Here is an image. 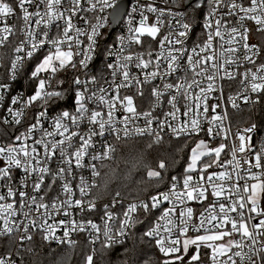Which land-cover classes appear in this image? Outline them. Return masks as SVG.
<instances>
[{
    "label": "snow or ice",
    "instance_id": "snow-or-ice-1",
    "mask_svg": "<svg viewBox=\"0 0 264 264\" xmlns=\"http://www.w3.org/2000/svg\"><path fill=\"white\" fill-rule=\"evenodd\" d=\"M114 2L115 0H0V47L5 46L17 34L16 26L9 24V19L15 16L23 22L20 27L22 36L13 49L14 58L9 70L12 79H15V74L21 69L25 54L31 58L41 48H49L48 54L31 73V77L38 80L35 92L26 100L13 97L7 109L11 120L5 117L0 123L18 126L23 122L28 108L41 101L46 105L53 98L62 96V92L52 88L55 74L68 68H88L92 59L90 53L94 51L96 37L101 34L99 29L104 27L106 19L98 13L111 8ZM171 2L172 0H166V3ZM207 4L209 11L204 25L206 39L202 44L198 43L191 50L184 47L190 25L182 24L178 19L176 27L179 30L172 31L170 26L169 34L160 39L161 54L165 51L167 53L164 56L167 68L163 72L160 70L161 55H156L153 61L154 53L151 50L147 53L133 52L132 46H142V38L145 36L153 40L158 37L162 21L158 17L157 24L148 25L147 13L164 15L167 12L172 15L174 10L170 7L158 8L154 2L138 5L127 21L128 35L118 38V47L109 48V56L114 55L113 62L107 64L111 80L104 79L100 83L96 76L81 79L77 75L73 80L77 88L74 112L65 110L59 113L52 118L49 128H46L45 107L34 116L33 122L27 125L24 132L11 137V143L0 145V161L4 162V166L0 167V238L15 236L17 245L16 257L9 251L7 255L0 256V264H17V259L22 264L20 253L34 251L31 247H24L26 243L33 242L34 235H42L46 242L73 244L74 241L70 239L73 232H88L93 245L103 236V247L110 248L127 239L129 230L136 223L135 214L140 210L150 214L160 209L162 202H168L171 207L162 211L154 226L142 234V239L154 240L158 250L166 257L164 264H185V260L187 264H201L202 247L211 250V264H264V207L261 206L264 201V147L247 158L249 153H253L251 134L256 129L255 124L237 131L230 148L231 158L224 162L220 158L228 148L226 143L209 148L201 140L191 149L189 162L184 169L182 189L179 187V178L172 176L168 191H157L146 199L129 203L123 210V218L119 220V228L115 231L113 225L117 216L110 211V207L123 205L119 192L112 198L111 205H104L102 228L93 220L77 223L73 219L68 222L70 227L65 226L63 237H56V227L48 222L54 213L60 211L68 216L71 208H78L81 212H91L97 208L95 197L85 202V197L98 186L96 178L100 173L92 162L111 159L115 149L111 145H105L100 153L91 155V162L86 165L85 158L89 156V149L94 147V138L114 132L116 138L120 139L122 131L124 138L153 135L155 142L159 143L165 129H169L177 139L199 135L205 131L203 124L207 117H201L209 111L206 102L211 93L223 91V85L218 82L225 80L240 81V90L228 98L234 111H242L241 104L260 103V97L264 95V63L258 61L264 56V46L249 41L253 26L255 32L264 33V0H207ZM137 11L140 16L138 23L134 15ZM88 13L93 14L95 23L89 19ZM74 19L82 20L88 25V29L76 27ZM41 25L44 28L38 31ZM53 25L57 29L55 37L47 30ZM81 35L87 36L89 41L83 51L78 39ZM82 54L84 58L77 65L75 57ZM184 56H187V61L183 71L185 74L192 73L191 80L185 76L176 83L153 86V108L140 113L132 95L120 96L121 89L136 88V94L143 97V86L158 78L165 81L177 73L182 68L181 58ZM150 66L154 70L145 71ZM132 68L143 73V79L134 75ZM241 68L242 72L239 71ZM41 73L51 75L46 81L40 78ZM9 88V84L0 82V99ZM194 89H199L195 95ZM112 92L115 95H109ZM253 95L256 99H253ZM166 96L172 111L165 114L163 120H159L154 112ZM181 96L186 101L184 120L177 123L176 117L180 111L177 105ZM17 104L20 105L19 108L16 107ZM102 106L107 107L106 114L100 110ZM118 108L126 113L120 121L114 116ZM217 109H221L220 104L211 106L213 115L207 121L206 135L213 140L220 137L227 141L232 136L228 111L226 108L221 111ZM141 118L145 127L134 126L135 121ZM117 123L123 124V129H118ZM154 123L159 126L157 129L153 128ZM82 125L87 126L86 132L81 131ZM204 157H208L210 162L203 163ZM53 160L58 163L55 172L50 167ZM201 164L203 167H200ZM73 166L78 169L87 166L91 172V183L81 176L77 185L80 199L73 198V189L68 180V176L73 174ZM167 167L166 162L160 160L157 168L148 169V179L163 182L162 173L167 171ZM212 167L222 170L209 173L208 169ZM16 169L24 174L19 183L13 177ZM195 172L200 173L199 179H194L192 173ZM49 176V191L58 181L62 182V192L66 199L60 201L59 205V197L49 204L44 194L45 181ZM29 183L31 193L27 191ZM209 194L213 197V202L200 214L199 223H195L194 210L187 204L192 201L203 203ZM59 223L65 225V221ZM190 230L197 234L189 237ZM201 231L203 234H200ZM173 236L176 238L173 239ZM180 237H184L182 246ZM193 247L195 252L190 253L189 250ZM86 264H94L93 255L86 257Z\"/></svg>",
    "mask_w": 264,
    "mask_h": 264
},
{
    "label": "built area",
    "instance_id": "built-area-1",
    "mask_svg": "<svg viewBox=\"0 0 264 264\" xmlns=\"http://www.w3.org/2000/svg\"><path fill=\"white\" fill-rule=\"evenodd\" d=\"M120 1L121 0H115V2L113 3V6L111 8L105 9V11L103 13H98L100 15H103L106 19L104 21V27L99 29V32L101 34L96 37V46L94 48V51L92 53H90V55L92 56V59L89 61L88 68L86 70H82L79 67L75 70L72 68H68L66 70L58 71L55 74V78L52 81V88L62 92V95L64 94L65 97L63 99H61V97H57L59 99L53 98L52 100L48 101V103L46 105L44 104L43 101H41V102H38L37 104H35L34 106L28 108L26 111V115L24 117L23 122L18 126L17 125L6 126V125L0 123V126L3 127L2 129H0V145H6L7 143H11V137L14 135L20 134L21 132H24L27 125L33 122L34 116L38 112L44 110L45 107L47 108V117L45 120V127L46 128H49L51 121H52V118L57 116L59 113L65 111V110L69 111V112H74L75 108H76L75 93H76L77 88L73 84V80L75 79V77L77 75H79L81 79H84L86 76L87 77L96 76L98 78V80L100 81V83H103L104 79H108L109 81L111 80L110 71L107 69V64L113 62L114 55L109 56V54H108L109 48L110 47H113V48L118 47L119 46L118 38L122 35L123 36L128 35V33H127V21L129 19L130 14H133V9L137 8L138 5H143V4L148 3V2H154L158 8L170 7L174 10L172 15L167 14V12L164 15H159L158 13H147L149 18L146 21V23L148 25L157 24L158 23V17H159V21H162V24L159 25L160 26V32L158 34V37L156 40H153L151 37L145 36L142 38L143 39V45L142 46H139V45H133L132 46L133 52L147 53L149 50H151L154 53V55L152 57L153 61H155L156 55H161V69L160 70L162 72L165 71L167 68V64L164 61V56H166L167 53L165 51V52H163V54H161V47H160L159 41L164 36L169 34L170 26H171L172 31L179 30L176 27V20L177 19L182 24L186 23V24L190 25V30L188 32V36L184 40V47L186 49L191 50L198 43L202 44L204 42V40L206 39L204 25H205V17L209 11L207 0H204L203 3L199 7L186 6V0H172L171 3H166V0H128L129 2L125 8V11H124L122 18L119 20L117 26L113 30L110 31L111 13H112L113 9L115 8V6L120 3ZM200 12L202 13L201 17H198V14ZM176 13H179V15H176ZM87 15H88L89 19H91L92 22L95 23V19L93 17V14L88 13ZM134 15H135V20L138 23L140 20L139 11H137ZM8 22H9V24L16 26L17 34L12 36L10 38V41L5 46L0 47V82H3V83L10 85V88L2 94L3 98L0 99V120H3L5 117H7L9 120H11V117L8 116L7 109L10 106L11 100L13 97H22L23 99L26 100L29 96H31L35 92L36 86L38 84V80L33 79L31 77V73H32V71L35 70V67L37 66V64L43 59V57L45 55L48 54V51H49V48L46 46V47L41 48L31 58H28L25 54L22 57L23 58V65H22L21 69L15 74V79H12L9 70H10L11 60L14 58L13 49L18 44L19 39L22 36V34L20 33V27L22 26L23 22L15 16L11 17ZM59 23L63 24V21H60ZM73 24L82 30L88 29V25L83 23V21L80 19H74ZM43 28H44V26L41 25L37 30L41 31V30H43ZM47 30L49 31L51 36L55 37L57 35V29H56L55 25L49 27ZM256 33L257 32H255V29L253 26V34H252L251 39L249 41L252 44H258L255 40V37H254V35ZM73 35H75V33H73ZM78 39L81 41V51H83V49L87 48V45L89 43L87 36L81 35L78 37ZM242 55H243V52H241V57H242ZM83 58H84L83 54L75 57L77 65L79 64V60H81ZM145 59H148V57L145 56ZM186 61H187V56L182 57L181 58V66H182L181 70H179L174 75L169 76L167 80L162 81L161 79L158 78V79L152 81L151 83L145 84L143 86V91H144L143 97L136 94L137 93L136 88L121 89L120 90V96L123 97L124 95H132L134 97V104L137 108V111L140 113L153 108L154 102H153V98L151 96V89L153 86L160 85L162 83H176V82H178L179 79L184 78L185 76L187 77V79L189 81L191 80L192 73L188 72L187 74H185V72L183 71V67H186ZM153 70H154V67L150 66L149 69H146L145 71L150 72ZM239 71L242 72L243 68L239 69ZM66 72H69V76H70V78L68 79L69 83H67L68 81H66V82L62 81V83H60L61 80L58 79V77L64 73H66ZM132 72L134 75H139L140 78L143 79V73H141L138 69L132 68ZM50 75H51L50 73H43V74L41 73L40 78L45 79L47 81ZM218 83H221L223 85V91L221 92V91L217 90L216 92H213L210 94V98L206 102L208 107H209V111L207 113H204L203 116L201 117V119H204V117H207V119H204V124H203L205 131L201 132L199 135H193V136L188 137V138H195L197 140H203V141L210 143L212 145H219L222 142L226 143L228 145V148L225 150L224 153H222L221 158H220L221 162H224V161L231 158L230 157V148L234 142L235 134L237 133V131L241 130L243 128L251 127L253 124H255L256 129L251 134V136H252L251 144L253 147V153H249V155L247 157V158H250L254 154L255 151H259L261 149V147H264V129H261L260 127H258L255 122L248 123V124H240V123L239 124H232L230 113H231V111H234V110L231 108V105L229 103L228 98L230 96H234L240 90V81H239V79H237L235 81L225 80V81L218 82ZM65 86H67V88ZM67 91H69V97L66 96ZM198 91H199V89H194L193 95L198 93ZM109 95H115V93L112 92ZM167 98H168L167 96L162 98L160 106L155 109L154 116L159 120H163L165 118V114L172 111L171 106L167 103ZM253 99H256L255 95H253ZM60 100H62L63 103H60ZM185 103H186L185 99L181 96L180 99L178 100V105H177L178 108L180 109V111L177 113V117H176L177 123L182 122L184 120L183 111L185 110ZM214 104H220L221 105V109H217V111H221L222 109H225V108L228 111L232 136L227 141L222 140V138H220V137L213 140V139H210L206 135V129L208 127L207 121L210 120L212 115H213V112L211 111V106ZM244 106H246V105L241 104V108ZM16 107L19 108L20 105L17 104ZM91 107L95 108L96 105H91ZM100 110H102L105 114L107 113V107L106 106H102V108ZM125 115H126V113L123 112L122 108H118V110L114 113L115 119L117 121L122 120ZM127 115H130V114H127ZM169 120L171 121V117H169ZM134 126L145 127L144 120L142 118L139 120H136L134 123ZM116 127L118 129H123L124 126H123V124L117 123ZM158 127L159 126L156 123L153 124L154 129H157ZM86 130H87V126L82 125L81 131L86 132ZM120 136H121V138L117 139L116 134L113 132V133H107L103 137L94 138V147L89 149V156L85 158L86 165L88 162H91V155L100 153L103 150L105 145H111L115 149L116 143L120 140L139 138V136L131 137V138H124L122 131L120 133ZM142 137L148 138V139L155 142L153 135H144ZM166 138L177 139V138L172 136L169 129H165L161 134V140L166 139ZM57 139H59V137H57ZM235 142L238 143V141H235ZM76 143H77V145L79 144L78 139H77ZM114 153H115V151L112 153L111 159L113 158ZM58 156H59V154H57V159H58ZM108 160H110V159H108ZM108 160H104L102 162L94 161L92 163L96 164L97 169L99 171L101 165ZM2 166H4V162L0 161V167H2ZM50 167H51L53 172L57 171V168H58L57 160H53L50 164ZM221 170H222L221 168L212 167V168L208 169V172L209 173L219 172ZM23 175H24L23 172L18 170V169L14 170V172H13L14 180L17 183H19V181L21 180ZM192 175H193L194 179H199L200 173L195 172V173H192ZM81 176H83L86 180H88L89 183L92 182L91 172L87 168V166L83 169H78V168H75V166H73V174L68 176V180H69V182L72 186V189H73V198L74 199H80L81 198L79 195L78 187H77V185L80 182ZM183 177H184V175L182 177H179V180H180L179 187L181 189L183 186L182 185ZM96 182H97V178H96ZM50 183H51V177L49 176L46 178L45 186H44V194H46V196H47V202L49 204H51L54 198L59 197V200L57 201V204L59 205L60 201H63L66 199L65 194L62 192V182L58 181L51 188V191H49L48 186L50 185ZM170 183L167 186H165L161 189H158L156 191H153L147 195H144V196H141L138 198L127 199V200L122 199L123 205L117 204L115 208L110 207V211L115 213V215L117 216V220L114 222V225H113V230L115 231L116 229L119 228V220L123 218V216H122L123 210L127 207V205L129 203L134 202L136 200L146 199L148 196H150L152 194H156L157 191H159V192L168 191V189L170 187ZM27 191L29 193H31V183H29V187L27 188ZM93 197H95L97 199V208L91 212H89V211L81 212L78 208H71V209H69L70 215H68V216L64 215L63 211H60L58 213H54L53 217L51 219H49L48 222L50 224H53L56 227V232H55L56 237H63V232H64L65 226L67 225L68 227H70V224L68 222L73 220V219L76 220L77 223H79L81 221L93 220L95 223L100 225L102 228L103 222H102L101 217L104 214V205L105 204L111 205L112 199L101 200V199L97 198L95 195H93V190H92L90 195L88 197H85V202H87V200L92 199ZM212 202H213V197L210 194L208 196V199L203 201V203H198L195 201L188 202L187 206L192 207L194 210V222L195 223H199L198 218H199L200 214L202 212H204L205 209ZM261 206L264 207V201H262ZM168 207H171V205L168 202H162L160 209L155 210L150 214H145L143 212V210H140L137 214H135L136 215V222L139 219L141 220V218L144 219L145 217H147V218H149L148 221L149 222L151 221V224L149 226V228H151L152 226H154L157 218L162 213V211ZM142 213H144V214L141 217ZM60 221H65V225H61L59 223ZM133 229H134V227L129 230V235H128L127 239L130 237ZM196 234L197 233H195L191 230L188 232L189 237L196 235ZM200 234H203V231H201ZM16 235L18 236V234H16ZM79 235L83 236L89 243H91L88 232H73L71 234L70 239L75 242V239ZM38 236L42 239V241H44L42 235H38ZM172 238L175 239L176 236H173ZM182 238H184V237H180L181 246H182ZM152 241L154 242V240H152ZM44 242H46V241H44ZM103 242H104V238H103V236H101L100 239L95 244H97V243L103 244ZM46 243H50L53 245H71L68 243H59L58 241H52V242H46ZM117 244H120V243H117ZM154 244H155V242H154ZM114 245H116V244H114ZM156 248H157V246H156ZM194 249H195L194 247L190 248V250H189L190 253H193ZM210 252L211 251L209 249L201 248V264H211V261L209 260ZM185 264H187V260H185Z\"/></svg>",
    "mask_w": 264,
    "mask_h": 264
},
{
    "label": "trees",
    "instance_id": "trees-1",
    "mask_svg": "<svg viewBox=\"0 0 264 264\" xmlns=\"http://www.w3.org/2000/svg\"><path fill=\"white\" fill-rule=\"evenodd\" d=\"M201 14L200 12L198 17H201ZM254 37L258 44L264 46V33H256ZM258 62L264 63V56H261ZM69 78V72L58 77L63 82ZM66 96L69 97V91ZM60 97L63 99L65 95ZM60 103L63 101L60 100ZM230 115L232 124L255 122L258 127L264 129V95L260 97V103L246 105L242 107V111H231ZM2 128L0 126V129ZM195 142V138L188 137L166 138L159 143L144 137L118 141L113 158L104 162L99 169L100 174L96 182L98 186L93 189V195L106 200L112 199L116 192H119L120 198L127 200L167 186L172 176L179 178L184 175L189 152ZM160 160H164L168 167L167 171L162 173L164 181L158 183L148 179L147 171L149 168H157ZM148 219L145 217L137 220L130 237L110 248H104L101 243L92 245L81 235L71 245H53L34 235L33 242L24 245L25 249L31 247L34 251L20 253L22 264H85L88 255L94 256V264H164V256L154 242L147 238L142 239V234L151 224ZM15 241V237L0 238V256H5L11 251L15 258ZM17 264H20L19 259Z\"/></svg>",
    "mask_w": 264,
    "mask_h": 264
},
{
    "label": "water",
    "instance_id": "water-1",
    "mask_svg": "<svg viewBox=\"0 0 264 264\" xmlns=\"http://www.w3.org/2000/svg\"><path fill=\"white\" fill-rule=\"evenodd\" d=\"M196 3L194 4V2H190L188 0H186V6H194V7H198V5L200 6L204 0H194ZM128 0H121L119 4H117L115 6V8L113 9L112 13H111V28L110 31L113 30L119 20L122 18L125 8L128 4Z\"/></svg>",
    "mask_w": 264,
    "mask_h": 264
},
{
    "label": "rangeland",
    "instance_id": "rangeland-1",
    "mask_svg": "<svg viewBox=\"0 0 264 264\" xmlns=\"http://www.w3.org/2000/svg\"><path fill=\"white\" fill-rule=\"evenodd\" d=\"M188 1H190V2H194V4L196 3L194 0H188ZM36 68V67H35ZM43 74V73H42ZM201 140H197L196 139V142L193 144V146L191 147V149L192 148H194V147H196V145L200 142ZM206 143V145L209 147V148H214V147H217L218 145H212V144H210V143H207V142H205ZM191 149H190V152H189V156H190V154H191ZM188 162H189V158H188ZM210 162V160H209V158L208 157H204L203 158V163H209ZM200 167H203V164H201L200 165ZM193 236H195V235H193ZM193 236H190V237H193ZM183 239L184 238H182V242H183ZM227 239V238H226ZM226 242V241H225ZM202 248H206V249H209V248H207V247H202ZM210 250V249H209ZM211 251V250H210ZM195 252V249H194V251H193V253ZM165 259H166V257L164 258V261H165ZM86 264V263H85Z\"/></svg>",
    "mask_w": 264,
    "mask_h": 264
}]
</instances>
